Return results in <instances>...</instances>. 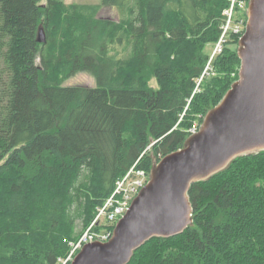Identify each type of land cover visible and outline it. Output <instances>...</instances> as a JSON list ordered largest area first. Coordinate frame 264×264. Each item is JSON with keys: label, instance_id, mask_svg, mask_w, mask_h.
Returning a JSON list of instances; mask_svg holds the SVG:
<instances>
[{"label": "trees", "instance_id": "obj_1", "mask_svg": "<svg viewBox=\"0 0 264 264\" xmlns=\"http://www.w3.org/2000/svg\"><path fill=\"white\" fill-rule=\"evenodd\" d=\"M41 1L0 0V264H61L76 224L133 166L149 178L183 148L240 68L229 31L204 74L230 0ZM106 6L117 21L98 17ZM80 74L92 81L65 84ZM188 196L192 225L128 264H264V152Z\"/></svg>", "mask_w": 264, "mask_h": 264}, {"label": "water", "instance_id": "obj_2", "mask_svg": "<svg viewBox=\"0 0 264 264\" xmlns=\"http://www.w3.org/2000/svg\"><path fill=\"white\" fill-rule=\"evenodd\" d=\"M46 41L39 28L37 42ZM237 56V81L199 131L152 166L112 238L85 245L70 264H128L149 240L180 235L193 223L188 196L193 183L224 171L237 158L264 152V0H249Z\"/></svg>", "mask_w": 264, "mask_h": 264}, {"label": "built area", "instance_id": "obj_3", "mask_svg": "<svg viewBox=\"0 0 264 264\" xmlns=\"http://www.w3.org/2000/svg\"><path fill=\"white\" fill-rule=\"evenodd\" d=\"M230 2V8L224 12L226 17L225 26L223 27L219 40L214 46L210 62L214 57L222 54L228 31L231 30L237 35L243 32L242 21L238 22L235 27L232 25L233 10L236 0H231ZM208 66L204 74H206L209 69ZM190 132L195 134L197 128L193 127ZM135 167L136 166H133L124 177L116 181L113 192L97 211L90 227L76 241L69 244L70 252L62 264H69L85 245L94 242L105 243L112 238L114 226L126 215L132 201L148 182L145 171L138 170ZM97 228L99 230H97Z\"/></svg>", "mask_w": 264, "mask_h": 264}, {"label": "rangeland", "instance_id": "obj_4", "mask_svg": "<svg viewBox=\"0 0 264 264\" xmlns=\"http://www.w3.org/2000/svg\"><path fill=\"white\" fill-rule=\"evenodd\" d=\"M57 1H61V2H63L66 5H71V4L99 5V4H101V0H57ZM47 2H48V0H42L41 4L45 5V4H47ZM247 3H248V0H236V2H235V11H234V14H233V19H232L233 27H235L238 22L244 21L243 17H244L245 11L247 10L246 9L247 8ZM224 12H223V14H224ZM98 17L108 18V19H112V20H116V21L119 18L116 9L111 8V7H107V6L101 8V10L99 11ZM224 26H225V24H224ZM226 41H228L227 38H226ZM225 44H227V42ZM214 46L215 45H213V46L210 45L207 48L208 52L211 51V55H212V52L214 50ZM208 72H209V74H212V76L215 74V72L211 68H209V70L206 73L208 74ZM235 74L231 75V78L236 77ZM90 81H92L91 77H89L86 74H80V75L76 76L75 78L67 80V82L65 84H71L72 85V84H79V83L90 82ZM150 86L156 87V82L154 80L151 81ZM90 225L88 227H86L82 223L78 222L76 224V228H75V232H74L75 239L77 240L90 227ZM60 262L62 264L64 262V260H61Z\"/></svg>", "mask_w": 264, "mask_h": 264}]
</instances>
